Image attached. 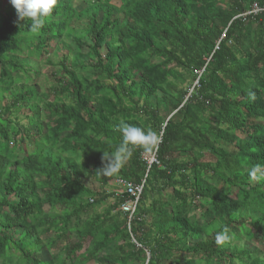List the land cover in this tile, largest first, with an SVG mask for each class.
I'll return each instance as SVG.
<instances>
[{
	"label": "trees",
	"instance_id": "obj_1",
	"mask_svg": "<svg viewBox=\"0 0 264 264\" xmlns=\"http://www.w3.org/2000/svg\"><path fill=\"white\" fill-rule=\"evenodd\" d=\"M83 2L59 0L33 34L0 0V264H264V178L249 176L264 166V12L234 19L253 0ZM64 35L76 54L60 63L63 83L49 98L33 81L14 90L33 80L19 55ZM120 121L159 134L156 161L136 149L106 177ZM117 178L146 181L131 219L120 209L128 196L107 189ZM224 228L232 240L218 246Z\"/></svg>",
	"mask_w": 264,
	"mask_h": 264
},
{
	"label": "rangeland",
	"instance_id": "obj_2",
	"mask_svg": "<svg viewBox=\"0 0 264 264\" xmlns=\"http://www.w3.org/2000/svg\"><path fill=\"white\" fill-rule=\"evenodd\" d=\"M110 3H113L117 6H120L121 2L120 0H106ZM6 4H8V0H2V6L4 7ZM75 6L77 7L78 10H82L84 8H86V4L83 2V0H75ZM5 8H2L0 10V17H2L3 15H5ZM85 19L81 22H77V24L75 25L77 30L80 31L84 26H85ZM25 39L26 42H30L33 44H37L39 41H41V37L39 36H32V37H27V38H23ZM86 41H88V39H85ZM30 50V49H29ZM29 50H25L23 52V54L19 55V59L20 60H25V61H29L27 67L29 68V72H31V77L33 80H31L30 83L26 82L24 79L21 80L18 85L14 88V90H17L18 88H23L25 86H27L28 84L31 85L32 81L35 82L37 84V86L40 88L41 91V95L46 96L47 98H49L52 94L51 92V87L55 84V83H60V81L63 83L64 78L61 79V77H65L64 71L62 70L60 63L63 59V57H68L69 60H71L72 58L75 57L76 54V50H75V46L73 44V38H68L67 36H63L61 38H57L54 37L52 38V42L50 43L49 47L47 48H43L41 51L40 56H36L35 54L30 56L28 53ZM83 54H86L88 52V48L85 46L82 51ZM86 62L88 61V58L85 56L83 59H81V62ZM93 73H89V72H83L82 74H78V76H86V75H91ZM19 75V74H18ZM99 79H101L104 83H110L111 81L108 80V78H106L105 76H100ZM190 82L188 81H179L180 86H188ZM194 84L191 86L190 90L192 91ZM190 95V93H189ZM188 95V96H189ZM13 101L12 96L8 94H6V99L4 101V104L7 103H11ZM164 110V111H163ZM25 111L26 110H22L19 114L18 117L20 119V121L22 122V124H27L28 120L25 116ZM165 117H168L171 113V110H169V108H165L162 109ZM171 116V115H170ZM83 182L88 185L89 187H92L96 190H101V185L94 182L92 179L90 178H83L82 179ZM107 189L112 191L113 189H115V185H114V181H111L110 184L107 186ZM235 191V189H234ZM111 200V199H110ZM205 216H203V214ZM213 215L212 210L210 207H207V209H203V210H197L196 211V216L197 218H199L200 222H206L208 219H210V217ZM44 238L46 237H54L53 234L50 235H44ZM237 242V241H235ZM247 241H244V243H246ZM251 243V242H250ZM252 243H255L257 246L256 247H262L263 244H261L260 242H258L257 240L252 241ZM250 246V245H248ZM252 246H250L251 248ZM252 249H255V247H253ZM263 249V247H262ZM41 258L43 259H48L49 258V254L44 251L41 255ZM264 258V255L262 256ZM166 264H175L174 262H167Z\"/></svg>",
	"mask_w": 264,
	"mask_h": 264
},
{
	"label": "clouds",
	"instance_id": "obj_3",
	"mask_svg": "<svg viewBox=\"0 0 264 264\" xmlns=\"http://www.w3.org/2000/svg\"><path fill=\"white\" fill-rule=\"evenodd\" d=\"M10 3L16 9L19 19L31 21L29 28L31 33L39 34L57 9L59 0H10ZM248 97L250 100L256 99L255 93L251 91ZM118 130L122 133V142L112 152L103 151L104 166L98 170L106 177H112L118 173L122 166L131 159L134 150L140 149L144 153L154 154L160 143L159 134L151 129L145 131L140 127L120 121ZM249 176L253 181L264 178V166L255 165L250 169ZM231 240L228 228H224L215 235V243L218 246H225Z\"/></svg>",
	"mask_w": 264,
	"mask_h": 264
},
{
	"label": "built area",
	"instance_id": "obj_4",
	"mask_svg": "<svg viewBox=\"0 0 264 264\" xmlns=\"http://www.w3.org/2000/svg\"><path fill=\"white\" fill-rule=\"evenodd\" d=\"M263 12H264V7L261 6L257 0H253L250 7L246 11L236 15L234 19L242 17L243 20L245 21L248 17L250 16L255 17ZM196 84L198 85V81L195 82V85ZM143 158L148 162L149 165H151L153 162L156 161L155 153L154 154L145 153L143 154ZM145 183H146L145 179L141 183H133L123 178H117L114 180L115 189H113L112 192H115L116 194H126L128 196V199L121 204L120 209L123 212L128 213L130 219L138 210L139 201L143 194ZM133 241L136 242L134 238Z\"/></svg>",
	"mask_w": 264,
	"mask_h": 264
}]
</instances>
